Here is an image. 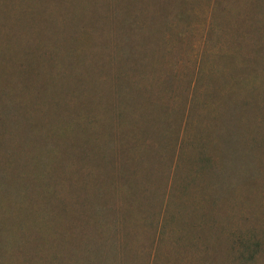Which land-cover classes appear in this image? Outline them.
Masks as SVG:
<instances>
[{"label":"rangeland","instance_id":"rangeland-1","mask_svg":"<svg viewBox=\"0 0 264 264\" xmlns=\"http://www.w3.org/2000/svg\"><path fill=\"white\" fill-rule=\"evenodd\" d=\"M0 264H264V0H0Z\"/></svg>","mask_w":264,"mask_h":264}]
</instances>
